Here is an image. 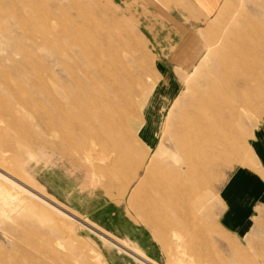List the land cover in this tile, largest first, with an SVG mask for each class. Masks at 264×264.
Returning <instances> with one entry per match:
<instances>
[{
  "label": "rangeland",
  "instance_id": "rangeland-1",
  "mask_svg": "<svg viewBox=\"0 0 264 264\" xmlns=\"http://www.w3.org/2000/svg\"><path fill=\"white\" fill-rule=\"evenodd\" d=\"M220 2L209 17L191 0H0V264H264V224L238 239L217 219L219 191L249 156L264 97H245L234 118L214 123L210 153L199 156L205 161L183 169L190 188L174 211L145 183L159 139L150 146L153 138L125 108L117 117L78 121L67 107L74 97L96 108L108 102L84 82V63L96 78L114 63L134 73L138 65L137 91L149 88L164 58L156 39L177 42L178 24H191L182 15L189 9L206 18L193 29L204 53L190 71H176L180 85L164 116L193 91L188 83L216 75L221 51L238 48L244 64L257 67L264 62V0ZM116 48L122 53L111 56ZM148 94L141 96L153 105L154 89ZM27 186L50 198H29ZM147 238L158 259L139 247Z\"/></svg>",
  "mask_w": 264,
  "mask_h": 264
},
{
  "label": "bare ground",
  "instance_id": "bare-ground-1",
  "mask_svg": "<svg viewBox=\"0 0 264 264\" xmlns=\"http://www.w3.org/2000/svg\"><path fill=\"white\" fill-rule=\"evenodd\" d=\"M221 52L220 62L214 69L216 75L203 81L188 83V87L191 86L193 91L179 96L163 119L160 114L153 113L150 96L148 98L141 96L144 93L148 94L150 88L153 90L154 83L149 88H143L141 92L137 91L141 85L140 83H142L141 72L143 71V68L138 67V65L135 67L136 72L134 73L126 67L125 63H120L121 65L114 63L112 65L113 71H110V68H107L109 71L100 69L96 71V78L88 72L87 64H80V69L85 73L86 77L84 82L89 80V83L91 82L96 88L98 87L96 90L97 100L100 98L99 101L107 99L108 102H102L96 108L82 102L78 97L67 101L68 112L79 117L78 121L88 115L93 116L95 119H101L105 115L117 117L118 112L125 108V111L132 113L137 118L142 131H148L150 124L158 129L150 141L151 146L159 139V145L151 158L149 169L147 168L145 183L149 182L147 190L153 194L152 196L157 199L160 198L165 203V207H169L171 211H174L184 200L181 197V191L185 189L184 181L181 180L183 179L181 178L183 169L186 166H189V169L190 167H197L198 160L200 163L205 161V157L201 160L199 156L202 154V157L204 154L210 153L209 136L211 130H214V123H226L231 117L234 118L237 104L245 102V97H247L248 102H256V99L264 97V76L260 77L256 71L258 68L264 71V62L258 61L259 65L257 67L253 63L245 65L242 60L241 50L235 47ZM110 53L111 56H114L122 52L116 48ZM252 55L250 54V57L254 59ZM121 70H124L128 76L124 75ZM118 73L122 75L120 76ZM66 85L69 87L68 83ZM129 90L138 93L139 101L135 99L134 94ZM212 105L217 106L215 112L211 111L210 107ZM80 129L76 128V130ZM148 149L150 150L151 148L149 147ZM148 149L146 150V155L149 153ZM1 171L6 173L3 170ZM25 188L30 193L27 194L29 198L36 199L38 194L39 197H37L44 203L45 198H50L45 192L35 191V189H31L28 186ZM189 188H186L185 191ZM186 194L189 195L188 193ZM32 195L35 196L33 197ZM186 197L188 198V196ZM187 203L189 205V201ZM13 264H18V261Z\"/></svg>",
  "mask_w": 264,
  "mask_h": 264
},
{
  "label": "crops",
  "instance_id": "crops-1",
  "mask_svg": "<svg viewBox=\"0 0 264 264\" xmlns=\"http://www.w3.org/2000/svg\"><path fill=\"white\" fill-rule=\"evenodd\" d=\"M201 13L211 16L212 7L217 6L220 0H191ZM191 24H178L179 40L165 41L156 39L163 59L158 61L157 83H154L155 114L164 118L169 103L180 85L177 70L190 71L203 56L204 45L199 39L198 31L193 30L195 22L206 18L193 16L189 9L188 14H182ZM152 101V102H153ZM150 124L146 135L153 138L158 129ZM248 143L249 156L245 164L241 165L229 175L227 182L221 187L219 195L218 224L225 231L238 239H245L257 227L264 224V118L253 130ZM154 242V241H153ZM148 238L140 243L139 247L148 256L158 259L159 251Z\"/></svg>",
  "mask_w": 264,
  "mask_h": 264
}]
</instances>
